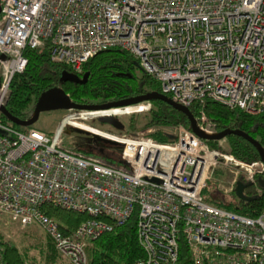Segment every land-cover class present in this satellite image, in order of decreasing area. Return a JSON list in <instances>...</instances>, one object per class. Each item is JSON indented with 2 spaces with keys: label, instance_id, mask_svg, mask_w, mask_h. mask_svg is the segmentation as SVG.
<instances>
[{
  "label": "built area",
  "instance_id": "2783aa9c",
  "mask_svg": "<svg viewBox=\"0 0 264 264\" xmlns=\"http://www.w3.org/2000/svg\"><path fill=\"white\" fill-rule=\"evenodd\" d=\"M0 7V108L13 77L25 70L24 51L47 45L50 62L74 74L102 51L127 52L161 94L198 106L196 125L207 136L218 131L206 101L264 115V0H0ZM140 107L123 116L150 110ZM121 116L72 121L91 127L90 120L115 119L106 122L115 132L91 128L121 145L122 168L64 151V119L52 135L0 122V216L38 225L69 264H89L87 244L135 212L144 258L134 264H176L181 238L192 264H264V213L249 218L202 200L218 165L254 184L262 162L212 150L183 125L174 128V142L158 143L149 137L152 128L119 126ZM44 206L87 219L64 234Z\"/></svg>",
  "mask_w": 264,
  "mask_h": 264
},
{
  "label": "trees",
  "instance_id": "16d2710c",
  "mask_svg": "<svg viewBox=\"0 0 264 264\" xmlns=\"http://www.w3.org/2000/svg\"><path fill=\"white\" fill-rule=\"evenodd\" d=\"M24 56L27 65L23 73L15 75L9 86V97L6 104L8 113L19 120H26L39 96L52 87H60L76 104H106L136 97L147 92H160L158 84L135 66L136 60L127 52L111 49L96 54L87 61L81 74H74L64 65L51 63L47 45L39 49H26ZM87 74L86 81L71 82L61 80V76L72 75L79 78ZM150 106L149 112L139 118L130 115L125 124L131 130L153 128L149 137L158 143H172L176 139L174 128L183 125L190 130L186 118L160 101L141 103ZM197 105L190 107L196 118ZM110 111V110H109ZM109 111L100 112L105 115ZM64 112V111H63ZM204 112L222 132L227 129L240 130L258 141L264 149V115L249 116L239 110H230L214 101H206ZM108 116V115H107ZM106 117V116H104ZM0 122L20 132H28L31 127L22 128L10 123L0 115ZM124 125V123H121ZM53 134V133H52ZM51 134V135H52ZM212 150L232 154L247 163L259 161L256 150L246 140L238 136H227L220 141H206ZM80 156L88 158L89 151H81ZM107 166L122 168L116 155L103 157ZM260 179V181H258ZM242 181H246L241 178ZM235 187V186H234ZM216 184L208 180L202 192V200L226 211L255 218L264 213V171L256 176L254 184L245 189L244 194L250 200H241L231 191L229 199H218ZM43 212L58 222L64 234H70L78 225L87 219L86 215L44 206ZM135 214L123 225L115 227L111 233L100 236L93 241L88 252L89 264H134L144 258L136 233ZM47 238V237H46ZM47 248L40 253L43 264H58L60 255L52 242L47 238ZM0 264H36L30 262L28 253L22 254L16 247L6 242L0 234ZM176 264H192L188 247L182 238L178 243V260Z\"/></svg>",
  "mask_w": 264,
  "mask_h": 264
},
{
  "label": "rangeland",
  "instance_id": "374dc122",
  "mask_svg": "<svg viewBox=\"0 0 264 264\" xmlns=\"http://www.w3.org/2000/svg\"><path fill=\"white\" fill-rule=\"evenodd\" d=\"M95 104V103H93ZM144 105V104H142ZM139 106L136 107H126L122 109H113L110 110L105 115L108 116H118L122 115L116 120L120 123H124V127L127 125L125 122L127 121L130 114L134 112H141ZM33 113V109L30 110L31 116ZM73 115L70 119H64L66 116ZM102 113L100 112H82V111H52L41 113L39 115L38 120L32 126L33 130H37L43 132L47 135H51L57 128L58 124L62 121L61 125L68 124L69 127H65L61 136H60V145L64 149V151L71 154H78L81 151H89L91 154H87L89 159H93L100 163L104 162V156L110 155L114 156L119 154L120 149H107L102 148L98 143L94 142L92 136L80 132L77 129H81L93 134H96L102 138L104 136L96 131L95 128H99L104 131L115 132V130L111 129L107 123H114V120H110V122H105L103 120H90L87 122L88 126H83L78 123H75L74 119H84V118H103L101 117ZM142 118L143 116H138ZM153 129V128H152ZM152 131V130H150ZM234 170H229L228 168H224L223 166L218 165L210 178V181L216 184V189L218 190V199L227 200L230 198L227 194L234 190L233 183L234 181L241 180V175L236 177L234 174ZM0 234L3 236L4 240L8 242L10 245L16 247L22 254L28 253V256L32 258L30 262H34L36 264H43L40 253L47 248V238L42 231V229L34 224L27 227H22L18 222L12 221L10 218L6 216H0ZM92 247L91 243H88L85 252L88 258V252ZM58 264H69L66 259L60 257Z\"/></svg>",
  "mask_w": 264,
  "mask_h": 264
},
{
  "label": "water",
  "instance_id": "95a60500",
  "mask_svg": "<svg viewBox=\"0 0 264 264\" xmlns=\"http://www.w3.org/2000/svg\"><path fill=\"white\" fill-rule=\"evenodd\" d=\"M1 10V7H0ZM135 66L138 68V64L135 63ZM87 74H85L83 77L79 78L77 76H61V80L65 81H71V82H85L87 79ZM150 101H160L165 103L167 106L171 107L173 110L181 113L189 123L190 131L198 138L204 140V141H220L224 139L227 136L233 135L238 136L246 140L252 147L256 150L259 160L264 165V149L260 145V143L256 140H254L252 137H250L248 134L240 131V130H231L227 129L222 132L217 133L215 136H207L203 134L196 125V120L194 116L191 114L190 110L186 107H183L179 104L174 103L169 97L161 94L160 92H147L144 94H140L136 97L121 100L118 102H110L106 104H76L71 101L69 96L60 88V87H52L46 91H44L39 98L37 99L34 107H33V113L30 116L29 119L26 120H19L17 118H14L11 116L6 107L0 108V113L2 116H4L10 123L22 127L27 128L33 126L36 121L39 118V115L41 113L46 112H52V111H64V112H70V111H86V112H101V111H108L113 109H122L126 107H133L136 105H139L141 103L150 102ZM111 118H107L103 121L110 122ZM119 126H122L121 123L118 122ZM80 132H84L80 129H77ZM88 134L87 132H84ZM89 135V134H88ZM92 136V139L94 142L98 143L102 148L107 149H120L121 145L116 144L114 142H111L109 140L100 138L95 135ZM260 181V179H258ZM251 184L247 182H243L242 180H238L235 183L234 187V194L237 198L241 200H250V198H247L244 194L245 189H247Z\"/></svg>",
  "mask_w": 264,
  "mask_h": 264
},
{
  "label": "flooded vegetation",
  "instance_id": "af4514ba",
  "mask_svg": "<svg viewBox=\"0 0 264 264\" xmlns=\"http://www.w3.org/2000/svg\"><path fill=\"white\" fill-rule=\"evenodd\" d=\"M104 116H107V115H102L101 117H104Z\"/></svg>",
  "mask_w": 264,
  "mask_h": 264
},
{
  "label": "bare ground",
  "instance_id": "6f19581e",
  "mask_svg": "<svg viewBox=\"0 0 264 264\" xmlns=\"http://www.w3.org/2000/svg\"><path fill=\"white\" fill-rule=\"evenodd\" d=\"M109 111V110H108ZM101 112H104V111H101Z\"/></svg>",
  "mask_w": 264,
  "mask_h": 264
}]
</instances>
